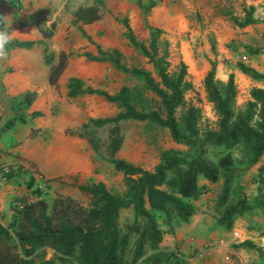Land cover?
Masks as SVG:
<instances>
[{
    "label": "rangeland",
    "instance_id": "1",
    "mask_svg": "<svg viewBox=\"0 0 264 264\" xmlns=\"http://www.w3.org/2000/svg\"><path fill=\"white\" fill-rule=\"evenodd\" d=\"M155 1L157 5L150 13L148 22L150 26L164 31V38L170 44L172 72H177L181 61L188 67L187 80L193 89L186 99L189 105L201 109V132L216 130L217 116L205 88V79L213 68L218 81L226 83L234 75L238 111L244 110L251 101L254 88L264 89V80H254L239 69L240 65H245L264 75V0ZM144 2L147 4V0ZM103 3L101 20L92 25H83L73 21V12L81 6L94 5L95 0H51L46 4L38 3L36 11L32 9L34 4L25 0H0V16L3 8H13L12 29L16 31L13 40L34 39L37 34L33 26L35 21H41L45 29L53 31V37L48 41L50 52L57 55L66 51L71 55L58 91L42 89L45 70L49 72L42 46L15 57L18 77L23 80L22 91H41L33 110L41 117L33 119L26 126L17 125L4 135V144L0 143V191L2 184L6 185L2 180L3 167L15 170L11 180L16 189L9 196L11 204L28 195L38 198L37 190L43 180H46L47 190L42 195L50 204L63 194L87 205L88 197L80 186L90 181L104 183L114 194H124L126 191L124 175L110 163L106 149L111 126L95 131L102 145L98 152L94 151L87 137L80 136L84 131L83 126L90 120L116 116L119 112L117 107L98 96L68 97L67 86L71 78H78L87 87L110 94L118 93L124 85L136 83L111 64L91 62L83 56L86 52L97 55L98 47L104 51L120 50L128 66L143 67L155 76L153 66L125 38V29L120 23L127 16L138 40L147 45L150 43V32L145 28L136 0H103ZM251 8L259 24L237 27L232 18L243 20ZM33 11L39 15L35 19L31 16L27 18ZM52 24L56 25L54 30ZM253 51L259 53L255 55ZM29 65L37 74L35 81L28 80ZM0 95L7 100L11 98L6 90ZM3 115L8 116L9 113L4 110L0 100V119ZM121 132L124 144L118 158L147 170H153L166 151L191 153L187 147L173 142L168 130L155 125L122 122ZM222 152L210 146L207 158L216 161ZM232 154L236 169L241 174L239 184L253 208L236 216L231 230L219 226L218 219L224 210L219 204L223 188L221 181L209 185V191L194 201L196 215L189 224H178L173 228L162 224L165 233L162 250L180 255L187 264H264V249L261 247L264 215L255 205L260 189L264 190V184L259 182L264 159L258 165L249 167V160L241 150H234ZM32 178L34 184L29 188ZM6 179L10 181L8 176ZM205 183L207 181L202 178L200 185ZM0 215L3 223L7 224V217L1 212ZM132 217L131 210L124 211L121 224L124 225ZM249 242L255 246H242ZM51 257L52 253L49 252L47 259Z\"/></svg>",
    "mask_w": 264,
    "mask_h": 264
},
{
    "label": "trees",
    "instance_id": "2",
    "mask_svg": "<svg viewBox=\"0 0 264 264\" xmlns=\"http://www.w3.org/2000/svg\"><path fill=\"white\" fill-rule=\"evenodd\" d=\"M144 1L136 0V3L142 11L145 28L150 32L148 45L138 40L127 16L120 23L124 26L125 38L153 66L155 76L143 67L128 66L120 50L104 51L98 47L97 55L86 52L83 56L91 62L111 64L136 83L124 85L116 94L87 87L78 78H71L67 86L71 99L98 96L117 107L116 116L90 120L83 126L80 136L87 137L98 152L102 145L95 131L111 126L106 149L110 163L124 175L125 193L114 194L104 183L90 181L80 186L88 197L87 205L63 194L50 204L39 190L36 200L17 199L11 205L12 217L8 225L0 215V264H187L180 255L162 250L165 237L162 224L169 228L189 224L196 215L194 201L209 191V185L221 181L219 204L224 210L218 219L219 226L231 230L235 217L253 208L239 184L241 174L236 169L232 151L241 150L249 160V167L264 159V89L254 88L251 101L244 110L238 111L234 75L224 83L216 80L213 68L205 79V88L217 116V129L203 134L201 109L189 105L186 99L193 89L187 80L188 67L181 61L177 72H172L170 44L164 38V31L148 22L156 1L147 0V4ZM103 5V0H95L92 6L77 8L72 15L73 21L83 25L97 23L102 18ZM232 19L239 28L259 24L253 8L243 20ZM37 24L43 40L12 41L10 48L32 50L37 45L42 46L49 67L48 84L58 91L71 55L66 51L57 55L50 52L48 41L53 31L45 29L41 21ZM55 28L52 24V29ZM88 40L92 41L90 37ZM239 69L254 80H264L263 74L245 65H240ZM37 98L34 92L9 100L0 95L3 108L9 113L0 119V140L17 125L26 126L41 117L40 113H30ZM181 111L184 114L179 115ZM128 121L168 130L173 142L187 147L191 153L166 151L153 170L118 158L124 144L121 123ZM210 146L223 150L216 161L207 158ZM14 175L12 169L7 175L8 184H12ZM202 178L207 184L200 185ZM259 182L264 184V165L260 168ZM33 184L32 178L28 187L32 188ZM255 205L264 215V190L260 189ZM126 210H131L133 217L122 225V214ZM242 246L253 248L255 245L249 242ZM49 252L52 257L47 259Z\"/></svg>",
    "mask_w": 264,
    "mask_h": 264
},
{
    "label": "crops",
    "instance_id": "3",
    "mask_svg": "<svg viewBox=\"0 0 264 264\" xmlns=\"http://www.w3.org/2000/svg\"><path fill=\"white\" fill-rule=\"evenodd\" d=\"M27 3L31 2L34 4V7L32 8L34 11L38 10L39 8V4L40 3H49L51 0H25ZM39 3V4H38ZM32 12V15H29V17L27 18H31L35 19L36 15L35 12ZM2 15L1 16H5L11 19L12 16V12H13V8H3V10L1 11ZM31 20V19H30ZM39 21H35V24L33 26V29L36 32V37L34 39L31 40H26V41H32V42H39L41 40H43V37L41 35V33L38 30V23ZM13 26V25H12ZM13 28V27H12ZM13 41H18V40H13ZM39 46V45H37ZM35 46V48L37 47ZM23 50V49H16V48H9V58L7 61H0V94L1 92H3L4 90L7 91V94L10 95L11 99L15 98V97H19L20 95L26 93V92H32V91H22V82L23 80L18 77V66H17V62L15 61V57L18 54H22L24 51H34L35 50ZM22 52V53H21ZM93 54V53H92ZM13 70V71H11ZM28 80L30 81H35L37 74L33 69L32 65L28 66ZM49 88H51L48 84V72H46L45 70V74L43 75V87L42 89L44 90H49ZM42 90V91H43ZM41 91L37 90V95H40ZM35 105V103H34ZM34 105L31 107L30 109V113H33L35 111L34 110ZM6 135V134H5ZM5 136L3 137V139H1L0 143L4 144L2 142V140H4ZM8 160V159H6ZM207 184V183H205ZM1 185V183H0ZM16 188L14 187L13 183L12 184H7L5 186H3L2 184V188L0 191V212L3 213V215H5L7 218V224L8 225L11 221V217H12V210H11V203L9 201V196H11L14 193V190Z\"/></svg>",
    "mask_w": 264,
    "mask_h": 264
},
{
    "label": "clouds",
    "instance_id": "4",
    "mask_svg": "<svg viewBox=\"0 0 264 264\" xmlns=\"http://www.w3.org/2000/svg\"><path fill=\"white\" fill-rule=\"evenodd\" d=\"M16 31L12 29V20L5 16H0V61H7L9 58V48L12 44Z\"/></svg>",
    "mask_w": 264,
    "mask_h": 264
},
{
    "label": "built area",
    "instance_id": "5",
    "mask_svg": "<svg viewBox=\"0 0 264 264\" xmlns=\"http://www.w3.org/2000/svg\"><path fill=\"white\" fill-rule=\"evenodd\" d=\"M1 155H2V153H0V156ZM10 171H11V169L9 167H7V166L3 167V169H2V172H3L2 180H3V182H5V183L7 182L6 178H7V175L10 173ZM39 190H40L41 193L45 192L47 190L46 180H43V181L40 182ZM29 196L30 195H28L26 199H28V200H36V199H38V198L34 199L32 196H30V197ZM237 236H239V235L237 234ZM261 247L264 249V238L261 241Z\"/></svg>",
    "mask_w": 264,
    "mask_h": 264
}]
</instances>
